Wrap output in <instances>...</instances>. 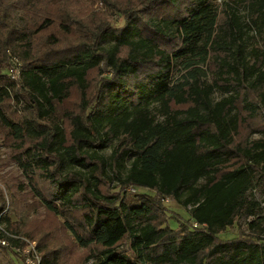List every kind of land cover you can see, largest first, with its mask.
<instances>
[{
    "label": "trees",
    "instance_id": "obj_1",
    "mask_svg": "<svg viewBox=\"0 0 264 264\" xmlns=\"http://www.w3.org/2000/svg\"><path fill=\"white\" fill-rule=\"evenodd\" d=\"M94 1L108 12L0 0V126L27 178L8 202L0 190V225L18 239L4 236L35 242L41 264H264L263 208L248 196L264 176V0ZM165 200L188 216L171 226ZM32 205L61 225L56 246L26 226ZM242 216L247 231L221 238ZM0 264L23 262L0 246Z\"/></svg>",
    "mask_w": 264,
    "mask_h": 264
},
{
    "label": "rangeland",
    "instance_id": "obj_2",
    "mask_svg": "<svg viewBox=\"0 0 264 264\" xmlns=\"http://www.w3.org/2000/svg\"><path fill=\"white\" fill-rule=\"evenodd\" d=\"M82 1H84V5L88 7L87 9L91 7V10H92L91 12L93 13L99 14V12H108L107 7L102 2H98V1L96 2L94 0H82ZM221 1L222 0H214L213 4L219 5ZM240 15L242 16L243 21L246 22L247 21L246 12L243 9H240ZM113 25L116 27H120L123 25V21L118 16H115L113 20ZM252 35H253L252 31L246 30V40H247L248 48H250L254 42V38H252ZM110 43H112V39L108 38V40L105 41L103 45L107 46ZM13 58L15 59L14 56H9L8 64L10 60H14ZM17 61L19 62L21 66L20 61L19 60ZM96 74H97V71L91 72L90 78L95 77ZM181 74L182 72L178 70V67H175L172 73V78L173 79L179 78ZM207 80L211 81L212 77L210 75H207ZM219 97H220V94L218 92H215L213 94V100H217ZM72 100H76V96H73ZM70 106L73 107L74 104L71 103ZM152 112L156 114L155 107L152 108ZM5 133H6V130L0 126V190L2 191L3 195L6 197V201L8 202L9 201L8 196L10 193L8 186H12V184H14L12 187L13 189L16 187V184H19V183L26 184L27 178L23 174L21 168L17 165L16 161L12 158L11 148L9 146H6L3 143ZM260 137H262V134L258 133V134H253L251 138L257 139ZM114 144L115 142L107 143L106 146L100 151V153L104 154L105 156H108ZM128 163H129V159L127 160V164ZM128 192L130 194L138 193L139 189L135 191H132L131 189H129ZM28 193H29V189H26L23 192H20L21 195H27L26 197L27 203L31 205L32 202L34 203V198L28 195ZM248 196L253 197L255 200L261 203V206L263 208L262 214L264 215V176L255 178L253 185L248 192ZM163 203L168 208V215H169L168 222L171 226H175L176 222H175L174 216L176 214H180L185 218L188 216L187 209L182 208L181 206L173 203L172 201L165 200ZM26 216H27L26 226L28 227V229H31L34 231H41L43 229L48 230V242H50V245H53V246L57 245L58 239L60 240L61 234L64 233L63 229L61 225L57 221H55L44 210L43 207H39V206L34 207L32 205V208H30V210L26 213ZM250 219L251 217H247V216L239 217L236 220L234 226L230 228L226 233L222 234L221 238L230 239V238L236 237L241 230L247 231V223ZM65 240L69 245L71 244L68 239L65 238ZM60 244H64V241H61ZM68 249H64L62 251L63 261H65L66 263L75 262L77 260H78L77 262H82L81 260L83 258V254L80 251L74 252L71 249L70 250ZM121 250L126 251V249H120V251ZM95 263H99V261L92 259L86 264H95Z\"/></svg>",
    "mask_w": 264,
    "mask_h": 264
},
{
    "label": "built area",
    "instance_id": "obj_3",
    "mask_svg": "<svg viewBox=\"0 0 264 264\" xmlns=\"http://www.w3.org/2000/svg\"><path fill=\"white\" fill-rule=\"evenodd\" d=\"M20 73V64L18 62L13 61L8 68V75L11 79L19 78ZM135 191L134 189H131ZM193 227H198L197 224H193ZM4 235H8L13 239H18V237L9 235L2 226L0 225V246L10 248L15 251L20 258L22 259L23 264H41L39 253L37 249V245L35 242L29 241L25 238H19L24 242L23 246H16L11 243V241L6 238Z\"/></svg>",
    "mask_w": 264,
    "mask_h": 264
}]
</instances>
